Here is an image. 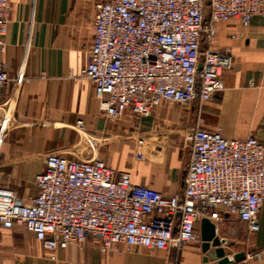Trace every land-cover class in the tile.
<instances>
[{"label": "built area", "instance_id": "1", "mask_svg": "<svg viewBox=\"0 0 264 264\" xmlns=\"http://www.w3.org/2000/svg\"><path fill=\"white\" fill-rule=\"evenodd\" d=\"M93 39L80 78L93 86L106 117L127 110L148 117L163 101H210L224 88L228 49L216 45L217 24L264 18V0H106L95 5ZM11 0H0V51ZM11 77L0 63V111ZM28 201L0 185V225L19 226L55 259L57 249L96 240L104 252L124 249L177 251L200 239L202 219L223 214L258 229L264 203V145L253 135L226 138L196 127L184 188L164 195L135 184L101 158L82 161L47 155ZM253 254L233 264H249Z\"/></svg>", "mask_w": 264, "mask_h": 264}, {"label": "crops", "instance_id": "2", "mask_svg": "<svg viewBox=\"0 0 264 264\" xmlns=\"http://www.w3.org/2000/svg\"><path fill=\"white\" fill-rule=\"evenodd\" d=\"M106 0H11L3 36L11 81L0 111V185L28 202L35 175L47 155L92 161L101 158L128 171L135 184L164 195L180 193L189 162L193 130L226 138L253 135L264 145V18L245 26L238 20L217 24L216 45L229 50L224 88L210 101L188 106L163 101L148 117L127 110L106 117L90 81L80 78L91 50L95 5ZM258 229L223 214L216 235L229 256L251 252L249 264H264V203ZM200 232V223L198 225ZM201 237L177 251L124 249L104 252L94 239L81 247L57 249L55 259L19 226L0 225V264H203ZM210 263H213L210 260Z\"/></svg>", "mask_w": 264, "mask_h": 264}, {"label": "water", "instance_id": "3", "mask_svg": "<svg viewBox=\"0 0 264 264\" xmlns=\"http://www.w3.org/2000/svg\"><path fill=\"white\" fill-rule=\"evenodd\" d=\"M200 237L202 240L203 264H233L244 258L242 253L229 256L228 247L221 246L216 235L215 224L209 219L200 222ZM210 260L213 263H210Z\"/></svg>", "mask_w": 264, "mask_h": 264}]
</instances>
